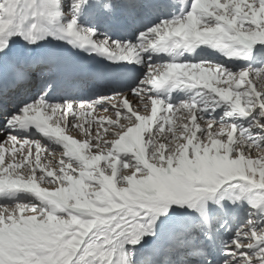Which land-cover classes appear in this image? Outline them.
I'll return each mask as SVG.
<instances>
[{
	"label": "snow or ice",
	"instance_id": "1",
	"mask_svg": "<svg viewBox=\"0 0 264 264\" xmlns=\"http://www.w3.org/2000/svg\"><path fill=\"white\" fill-rule=\"evenodd\" d=\"M0 264H264V0H0Z\"/></svg>",
	"mask_w": 264,
	"mask_h": 264
}]
</instances>
